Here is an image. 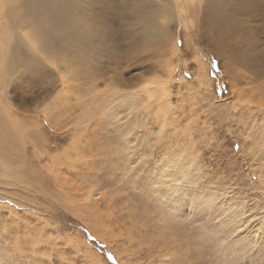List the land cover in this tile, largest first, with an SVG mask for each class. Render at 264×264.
I'll use <instances>...</instances> for the list:
<instances>
[{"label":"rangeland","instance_id":"obj_1","mask_svg":"<svg viewBox=\"0 0 264 264\" xmlns=\"http://www.w3.org/2000/svg\"><path fill=\"white\" fill-rule=\"evenodd\" d=\"M57 2L82 30L36 29L46 51L20 43L7 68L0 264H264V74L245 64L261 6L172 16L169 52L135 12L173 0Z\"/></svg>","mask_w":264,"mask_h":264},{"label":"bare ground","instance_id":"obj_2","mask_svg":"<svg viewBox=\"0 0 264 264\" xmlns=\"http://www.w3.org/2000/svg\"><path fill=\"white\" fill-rule=\"evenodd\" d=\"M55 2H57L56 5L60 10L68 8L70 4H73V0H51L50 3L48 0H0V135H2L4 138L7 137L6 133L9 132V130L4 128L3 126L6 124L7 116H9L7 112L10 111L6 106H4L2 97H5L6 92L9 88V83L13 81L10 80L8 77L7 68L11 64H13L15 59L19 58L20 55L23 53V51L20 50V43L23 47L29 50V54L31 58H33L37 54V52L41 53L46 51L41 50V47L46 45L40 43L39 41L36 42L35 38L32 37L33 33L37 32L36 29L47 31V29L53 28V30L55 31L53 34H57L60 37L64 33L65 35L69 36L70 31L73 29L78 28L80 29V31L82 30V25L80 23L81 21L76 16V12L75 17L73 19H70L65 22L62 18H58V15H56V13H49L48 11H46L47 7L54 6ZM173 2L174 6L171 8L167 6L155 8H147L146 6H142L139 7L135 12L136 24L143 28L154 27L156 33L152 37H156L160 41H163L164 45H167L165 47L169 52H176L177 50L175 45L177 35L175 34V32L173 33L172 30L169 29V20L172 19V16H175V18L177 19V23H179L181 19L180 13H187V11L197 12L198 9H201L202 14L205 18H208V16H212L211 18L213 25L215 22L213 16L217 17L221 21H224L225 19L231 22V18H236L237 16L234 15L235 12L247 11L246 9L248 8L252 0H173ZM253 2H255L256 5L259 4L264 12V0H253ZM28 9L29 12L32 13V18L27 21L26 13L21 14V12L28 11ZM218 9L228 11L229 15L223 17L219 16L217 14ZM232 12H234V14L231 17ZM162 17L165 21H160ZM48 37L52 38L53 36L48 33ZM248 38L249 37L243 38V40H247ZM246 47L248 48V51H252V45L246 43ZM250 53L251 54L249 56H245V64L254 65V72L257 74V76L263 75L264 47L261 48L258 53ZM46 60L48 61V63H50V66L48 67L47 65L43 64V67H48L52 71H54L55 74H59V80L61 82V85H63L65 80H67L65 74L61 75V71H63L66 67L65 63L59 61V59L54 55H46ZM26 64L27 61H19V66H25ZM171 72L172 70H170V75ZM261 79L262 80L260 85H264V78ZM12 120L11 121L14 122L15 119L12 118ZM11 142L7 141L6 145L11 147L14 146V143L11 144ZM12 162V159L8 155V148H2L0 165L3 168L2 173L4 175L8 176V166ZM160 232L161 229L159 227L158 234L160 235V239L163 240ZM261 254H263L264 256V252H262ZM238 257L240 256H237V258ZM237 258H235V260H233V262L231 263L236 264V262H238ZM261 262H259V264H262Z\"/></svg>","mask_w":264,"mask_h":264}]
</instances>
